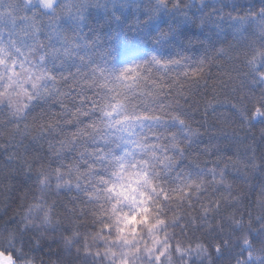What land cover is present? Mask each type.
<instances>
[{
    "label": "clouds",
    "instance_id": "clouds-1",
    "mask_svg": "<svg viewBox=\"0 0 264 264\" xmlns=\"http://www.w3.org/2000/svg\"><path fill=\"white\" fill-rule=\"evenodd\" d=\"M79 7V22L63 16L62 0L37 10L45 24L59 18L69 37L94 41L81 52L93 64L111 58V66L119 68L153 55L207 61L201 78L189 82L194 93L189 103L198 101L204 108L207 85L217 107L202 119L191 116L203 132L180 158L179 168L196 171L206 160L201 149L208 144L227 155L253 159L257 166L229 169L225 187L231 188L230 197L221 201L218 186L211 185L209 195L193 207L177 208L167 216L155 213L150 220L165 221L160 226L162 240L173 233V242L186 244L194 238L203 255H193L191 264H248L249 258L252 264H264V199L257 203V193L264 189V120L256 115L257 107L264 111V64L253 68L248 63L257 50L264 51V29L259 27L264 24V0H79ZM78 66L80 61L74 59L54 71L58 76L75 73ZM221 71L231 74L223 85ZM56 111L55 96L36 101L19 116L12 114L6 100L0 103V264H96L93 257H85L83 246L96 251L101 226L91 214H81L84 205L73 202V192L58 188L56 169L66 161L48 151L47 137L33 139L40 122ZM25 125L32 135H23ZM124 211L132 213L127 206ZM103 239L111 251L105 254V246L99 247L100 264H128L115 233ZM129 239L141 248L155 242L143 226ZM131 264L150 262L141 253ZM175 264H188V257L176 256Z\"/></svg>",
    "mask_w": 264,
    "mask_h": 264
},
{
    "label": "snow or ice",
    "instance_id": "snow-or-ice-1",
    "mask_svg": "<svg viewBox=\"0 0 264 264\" xmlns=\"http://www.w3.org/2000/svg\"><path fill=\"white\" fill-rule=\"evenodd\" d=\"M51 7L52 0H0V103L6 100L12 114L19 116L36 101L55 96L59 111L40 122L33 139L47 137L48 151L66 161L56 169L58 188L73 192V202L84 205L81 214H91L101 226L96 251L84 245L85 257L100 264L99 247L105 246V254L111 251L103 238L115 233L129 257L128 264L141 253L150 264H175L176 256L188 257L191 264L193 255H203L202 247L194 238L186 244L173 242L175 233L162 240L160 226L165 221L153 223L150 216L193 207V202L209 195L211 185L218 186L222 201L232 195L231 188L225 187L229 169L257 166L253 159L227 155L208 144L201 149L206 160L196 171L179 168L180 158L202 135L191 120L200 108L198 101L189 103L194 96L189 82L201 78L207 61L153 55L119 68L111 66V58L93 64L81 52L94 41L75 34L69 37L59 18L46 24L39 18L38 8ZM62 10L68 19H83L79 0H62ZM259 27L264 29V24ZM74 59L80 61L75 73L56 74L54 68ZM248 63L253 68L264 64V51L257 50ZM219 75L222 85L223 78L231 79L227 71ZM213 103L206 99L204 116L209 108L215 111ZM66 114L70 119H61ZM256 115L264 120L260 107ZM23 135H32L27 125ZM47 181L46 177L42 184ZM262 199L264 189L257 193V203ZM125 206L131 214L124 211ZM141 226L155 241L151 248H141L129 239L138 236ZM175 226H180L179 221ZM248 264H252L251 258Z\"/></svg>",
    "mask_w": 264,
    "mask_h": 264
},
{
    "label": "trees",
    "instance_id": "trees-1",
    "mask_svg": "<svg viewBox=\"0 0 264 264\" xmlns=\"http://www.w3.org/2000/svg\"><path fill=\"white\" fill-rule=\"evenodd\" d=\"M213 83H214V82L209 81V85H211V84H213ZM205 87H207V91L205 92V96L208 97V98L210 99V98H211V95H212L211 87H209V86H207V85H206ZM203 90H204V89H201V91H203ZM197 99H199V97H197ZM213 106H214V107H217V105H216L215 102L213 103ZM211 112H212V109L209 108V109H208V113L211 114ZM193 115H198V118L202 119L203 116H204V108H200V110L198 111V113H194ZM193 126L196 127L195 124H194ZM201 132H203V129H201ZM73 194H74V193H73Z\"/></svg>",
    "mask_w": 264,
    "mask_h": 264
}]
</instances>
